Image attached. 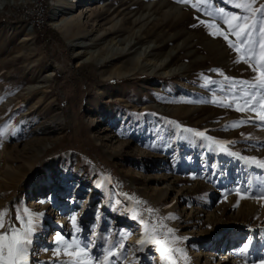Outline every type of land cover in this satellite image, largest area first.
<instances>
[{"label":"rangeland","instance_id":"obj_1","mask_svg":"<svg viewBox=\"0 0 264 264\" xmlns=\"http://www.w3.org/2000/svg\"><path fill=\"white\" fill-rule=\"evenodd\" d=\"M3 1L0 210L17 227L24 209L42 214L28 264L68 259L55 254L57 234L87 244L90 264L108 251L119 255L107 264H233V253L237 264H264V167L253 161L264 162L257 115L264 89L252 87L264 71L257 65L264 13L253 18L235 7L245 0H78L71 8L67 0H48L50 13L62 8L58 20L80 13L81 25L63 31L49 17L25 34L26 25L6 14L26 4ZM262 5L255 0L252 7ZM232 15L255 19L251 52L211 34L222 30L235 43L229 23L242 21ZM4 23L18 28L8 31ZM132 31L134 48L148 45L149 57L165 61L163 70H176L120 75L134 67L133 50L104 56L113 39ZM85 51L97 56L86 58ZM244 93L255 95L256 111L237 110ZM166 217L172 218L159 231L173 229L180 239L168 246L187 260L180 253L164 260L160 245L138 243L146 227Z\"/></svg>","mask_w":264,"mask_h":264},{"label":"snow or ice","instance_id":"obj_2","mask_svg":"<svg viewBox=\"0 0 264 264\" xmlns=\"http://www.w3.org/2000/svg\"><path fill=\"white\" fill-rule=\"evenodd\" d=\"M179 3H185L187 0H177ZM255 3V0H251V2H245L243 3H237L235 4V7L242 8L246 11H249L252 13V17L254 18L256 14L264 13V5L260 6L259 8H253L252 4ZM193 7H197V5H193ZM225 17V22L227 23V16L228 14H223ZM232 20H241V23H238L236 25H231L229 23V27L231 29V34L236 37V42L229 40L228 34H226L222 30L213 31L211 34L221 35L223 38L228 41L229 46L234 48L237 52L241 51V46L247 45V51L251 52V33L252 30L256 28L255 19H253L252 23L249 24V17H239L236 15H232ZM201 23H204L201 21ZM212 27V25H210ZM262 36H264V26H262L259 29ZM260 59L257 60V65L260 68H264V63H261V61H264V40L260 42ZM241 60H244L245 63H248L249 61L245 59L244 56L240 57ZM254 71L257 70V68H253ZM257 80V84L252 85V87H259L261 89H264V71H260L259 76L255 77ZM247 83V82H244ZM255 95H249L248 93H244V95L241 97L243 99L244 103L242 105L237 106L238 111H256L255 107L250 103L251 100L255 99ZM218 102V101H214ZM226 106H231L226 105ZM260 106L262 111L257 112V115L259 117V120L261 122H264V98L260 101ZM238 126V123H234L232 127ZM191 131V130H190ZM196 136L203 137L205 133L203 132H195ZM253 161L260 167H264V162L261 161H255L253 158ZM137 204L141 203V201L137 200ZM148 213H153V209L148 208ZM24 215L21 216L19 213L16 215V220L20 222V227H17L15 223H6L5 217L8 215V210L3 209L0 210V264H28L27 258L29 255V246L32 243V236L35 232V226L34 221L39 218L42 214H33L30 210L24 209L23 210ZM135 218V216L133 217ZM172 217H166L162 218L159 225H151L150 228L146 227L145 230V239H142L138 241L139 244L143 245L147 242H153L160 247L158 248L159 251H161V255L164 260H172V254L173 253H180L181 256L187 260L186 254H184L183 250L180 248H172L168 245L174 244L177 240H179V237L175 236V233L173 229L168 228L166 232H160V228H165L166 226L163 224V219H170ZM71 222L73 224V227L75 229L76 233H80L83 231V229L79 226H77V217L74 215L71 218ZM124 239L127 238L126 234H121ZM162 235L164 237V240L161 241L158 239V236ZM56 242L59 245L57 249L55 250V254L59 255L61 251H63L64 256L68 257L67 260H62L61 264H90L89 260V252L85 251V249L88 247L87 244H84V246H81V240L77 236H72L71 240H65L60 234H57ZM119 247L121 250H123L124 245L123 243H119ZM248 248V244H244L241 248L239 255H244L246 249ZM113 255H116L118 257V253L114 254L111 251H108L104 255V259L100 262V264H107L109 261V258ZM98 259V258H97Z\"/></svg>","mask_w":264,"mask_h":264},{"label":"bare ground","instance_id":"obj_3","mask_svg":"<svg viewBox=\"0 0 264 264\" xmlns=\"http://www.w3.org/2000/svg\"><path fill=\"white\" fill-rule=\"evenodd\" d=\"M77 1L78 0H67L68 5L66 6V8H71L74 5H77L76 4ZM0 3L4 4L5 2L3 0H0ZM61 10H62V8L58 7L55 14L52 12L50 14L51 23H53L54 26H56L59 29L60 28L63 29V31H68L70 25H73V24L76 26L81 25L80 13L74 14V13L70 12V13L66 14L62 19L58 20L59 11H61ZM2 28L6 29L8 31L9 30L13 31V30H16L18 28V24H14V23H6L5 24L4 23ZM30 32H31V29H29L26 25L25 26V34H28ZM134 34H135V32L132 31L130 33V35L126 36L125 38L113 39L111 41V43L108 45L107 54H105V56H104V58H106V57L108 58V57H110V56H112L118 52L133 50V52H134L133 59L135 62L134 67L131 68L130 72H128V71L120 72L119 73L120 75L131 73L132 71H134L137 68L145 70V71L147 70L150 72H158V73H163V74L173 73L176 70V68H171V67L163 70V68L165 67V61L162 58L149 57V55H150L149 53H150L151 49H149L148 45H143L141 47L139 46L137 48H134L135 44H133L131 42V37H133ZM85 53H86V58H95L97 56L96 51H85ZM102 58L97 57V60L100 61ZM198 230H199V228H198ZM235 255H236V253H233L230 255V257H231L230 261L233 264H237V261L232 260V259H235ZM227 259H229V258L227 257Z\"/></svg>","mask_w":264,"mask_h":264},{"label":"built area","instance_id":"obj_4","mask_svg":"<svg viewBox=\"0 0 264 264\" xmlns=\"http://www.w3.org/2000/svg\"><path fill=\"white\" fill-rule=\"evenodd\" d=\"M48 0H15L10 2V6L19 5L25 6V9L20 12L13 13L12 11L8 12L6 16L16 17L20 22L27 25L29 29L36 30L46 23V19L50 17V12L46 7ZM6 4V3H5ZM8 4V3H7ZM1 7V6H0ZM21 8V7H20ZM1 10V9H0ZM53 12V11H51ZM15 19V18H14Z\"/></svg>","mask_w":264,"mask_h":264},{"label":"trees","instance_id":"obj_5","mask_svg":"<svg viewBox=\"0 0 264 264\" xmlns=\"http://www.w3.org/2000/svg\"><path fill=\"white\" fill-rule=\"evenodd\" d=\"M13 20H18V19H13Z\"/></svg>","mask_w":264,"mask_h":264}]
</instances>
